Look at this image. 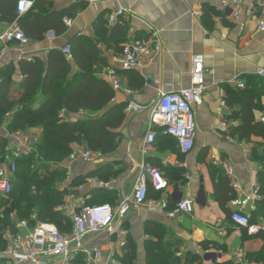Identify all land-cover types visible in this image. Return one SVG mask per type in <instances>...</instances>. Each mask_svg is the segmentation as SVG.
<instances>
[{
	"label": "crops",
	"instance_id": "1",
	"mask_svg": "<svg viewBox=\"0 0 264 264\" xmlns=\"http://www.w3.org/2000/svg\"><path fill=\"white\" fill-rule=\"evenodd\" d=\"M229 4H224L223 0L54 2L53 9L71 10L73 24L67 27L65 33L56 35L50 31L43 40H31L27 46L10 44L0 53V70L13 65L15 70L11 78L18 84L23 79L18 66L20 60L40 57L46 61L51 50H62L74 37L93 36L96 24L101 19L107 21L111 13H123L120 15L119 25L128 26L131 40L154 35L160 45L156 55L139 69L119 71L123 89L115 91L113 103H124L126 109L123 124L118 129L121 136L117 149L101 157L95 156L90 162L66 159L64 166L68 169V175L60 185L61 190L73 191L71 194L90 205L100 203L97 191L112 193L110 200L105 202L117 205L133 195L142 163L162 171L163 177L169 181L168 188L149 195L146 203L133 209L124 221L125 227L129 229L127 245L129 242L137 245V264H146L145 243L152 238L147 234L148 224L169 227L175 237L183 242L184 248L181 250L201 256L202 261L198 264H214L216 260L232 261L233 264H240V260H244L246 264H262L246 260L245 247L249 239L246 240L245 247L243 243L247 228L232 221L215 197L214 183L222 177L219 170L215 169H223L225 175L228 174L224 168L213 164V156L231 163L234 177L228 178L236 197L248 194L259 185V172L263 168L261 162L254 159L253 150L264 140L260 137L243 139L239 135L234 136L240 120L231 117L240 110L241 102L248 93L254 96V117L263 121L264 77L258 71L264 67V31L258 30L257 16L248 19L245 15L249 0H244L241 7L244 24L231 19L232 6ZM5 23L8 22L0 19V31L4 30ZM114 26L107 24L109 28ZM100 49L108 58L109 66L116 65V50L108 48L106 44H100ZM199 53L205 57L207 89L203 104L194 109L196 137L193 150L184 154L170 140L158 134L153 150L145 152L151 106L162 93L191 86L193 57ZM105 72L106 68L101 71L100 76L106 80ZM234 78L244 80L246 88L231 85L229 81ZM228 85L231 87L230 91L226 90ZM43 99L44 96L40 94L37 102ZM223 101H227L226 105H223ZM131 104L144 109L130 111L128 108ZM63 113L68 121L100 115L91 110L75 114ZM9 118L8 115L0 123V136L9 142L10 148L15 146L18 138H23L24 135L32 137L40 132L39 128H33L15 134L16 132L8 129ZM83 146L87 144H75L74 151ZM75 178L81 180L72 186ZM235 183L239 185L238 188L234 186ZM71 194L65 197L64 203L57 210L65 213L60 207L66 205ZM183 199L193 201V212L169 218L163 203L167 201L168 207V203L170 206ZM259 203L257 209L250 213L252 217L259 213ZM228 206L233 209L231 201ZM253 219L264 230V217L257 216ZM116 228L119 230L120 225L116 224ZM89 243L97 244L105 257L112 253L123 255L127 249L120 247L116 233L110 236L98 231L90 236ZM202 243H206V249ZM254 243V248L260 246L259 239ZM183 264H188L185 257Z\"/></svg>",
	"mask_w": 264,
	"mask_h": 264
},
{
	"label": "trees",
	"instance_id": "2",
	"mask_svg": "<svg viewBox=\"0 0 264 264\" xmlns=\"http://www.w3.org/2000/svg\"><path fill=\"white\" fill-rule=\"evenodd\" d=\"M17 1L0 0V19L8 23L16 21L31 40H43L50 31L56 35L66 32L67 26L63 17L66 14L72 16L70 9L56 10L52 7L53 2L49 0H35L34 8L30 12L18 15ZM132 40L127 25L122 26L118 23L109 28L107 21L101 19L96 24L93 36H76L71 40L70 59L61 49L51 50L46 61L40 57L23 58L18 63L23 77L18 84L11 78L15 70L13 65L0 70V123L9 115L8 129L11 132L40 129L39 140L34 150L18 160V168L12 179V193L7 198L0 195L1 246H4L3 236L8 230L17 231L18 223H13L12 218L14 213L20 219L28 220L31 225L37 222H50L61 232L71 231L72 220L57 210L64 203L65 197L73 193L69 189H60L61 183L68 175L64 163L75 150V144L86 143L91 150L102 155L114 152L121 136L118 129L125 117L126 104L113 103L116 92L111 84L100 76L101 71L109 67L108 58L100 49V44H106L108 48H113L120 54L125 44ZM230 89L228 85L226 90ZM40 94L44 99L38 103ZM255 106L254 96L246 93L240 110L231 117L240 120V124L234 130V136L239 135L243 139L260 137L264 140V122L254 117ZM82 110H91L100 115L76 121H68L63 115V112L75 114ZM162 137L179 147L175 138ZM8 145L9 142L0 136V165L9 152ZM253 152L254 159L263 165L259 172L263 199L259 203L260 211L255 216L264 217V142L254 147ZM215 170H219L222 176L220 181L214 183L215 197L231 218L232 210L228 204L237 194L223 169ZM164 178L168 181L165 176ZM80 180L81 178H75L72 186ZM157 192L159 191L150 184L147 198ZM96 193L101 198L99 204L110 200L113 195L104 191ZM94 202L97 203L98 200ZM177 203L170 206L168 203L167 209H174ZM255 216H251L253 223L256 222L253 219ZM245 231L244 247L246 240L249 239L245 247L246 260L250 263L264 264V230L254 235H250L247 229ZM147 234L152 238L145 243L146 264H182L179 252L183 242L175 237L169 227L148 224ZM257 239L260 246L254 248L252 245H255L254 241ZM129 243L122 260L124 264H137V245ZM202 245L207 248L206 243ZM201 261L199 254L187 252L186 263L198 264ZM214 264L233 262L216 260Z\"/></svg>",
	"mask_w": 264,
	"mask_h": 264
},
{
	"label": "built area",
	"instance_id": "3",
	"mask_svg": "<svg viewBox=\"0 0 264 264\" xmlns=\"http://www.w3.org/2000/svg\"><path fill=\"white\" fill-rule=\"evenodd\" d=\"M51 2H75L78 0H49ZM91 3L92 0H84ZM244 0H223L224 4L230 3L232 11L231 19L236 23H243L241 7ZM35 5V0H18L16 11L18 15L30 12ZM111 13L107 24L116 25L120 22V15ZM245 15L248 19L257 16L259 20L258 30L264 31V0H249ZM73 17L64 15L63 21L67 27L72 26ZM244 24V23H243ZM4 30L0 31V53L10 44L27 46L31 39L24 30L14 21L5 23ZM160 45L152 35L150 38L132 40L125 44L122 53L115 57L116 65L109 66L105 72L106 80L115 91L123 89L119 71L127 72L139 69L152 59L158 52ZM63 53L72 56L69 45L62 49ZM264 77V67L258 71ZM231 85L245 89L246 82L240 79L229 81ZM206 69L203 54L193 57L192 84L190 87L162 93L158 100L151 106L148 130L145 136V152L152 151L157 140V135L171 136L178 142L182 153L189 154L195 146L196 123L194 121V109L204 102L206 92ZM128 93L131 90L127 89ZM226 105V101H223ZM130 111L138 112L144 107L129 105ZM264 121V118H263ZM226 125V124H225ZM22 133L17 131L15 134ZM39 133L32 137L18 138L13 147H7L9 152L5 161L0 165V195L9 197L12 193V179L18 168V160L31 153L39 140ZM95 156L102 154L91 150L87 146L80 147L69 156V161L81 160L90 162ZM213 164L224 168L228 176L234 177V169L228 160L212 157ZM150 184L157 191L168 188V181L162 173L142 163L141 171L136 179L134 193L117 205L105 202L90 205L74 194L68 196L66 205L60 207L73 222L69 232H61L54 223L37 222L31 225L28 220L18 222L17 231L8 230L3 236L4 246L0 243V264H124L122 255L112 253L108 257L102 254L100 247L90 244L92 234L103 231L113 236H118L119 245L123 250L127 247L129 229L125 227V220L133 209L143 205L147 201ZM239 187L237 183L234 184ZM260 186L257 185L248 194L241 195L232 200L231 220L238 225L247 228L250 235L257 234L262 226L251 222L252 211L257 209V204L263 199ZM169 218H176L184 213H192L194 203L190 199L179 201L172 210L167 209V201L163 203ZM249 209V210H248ZM16 217V213H14ZM116 224L120 225L116 230ZM124 224V225H123ZM240 264H246L240 260Z\"/></svg>",
	"mask_w": 264,
	"mask_h": 264
},
{
	"label": "rangeland",
	"instance_id": "4",
	"mask_svg": "<svg viewBox=\"0 0 264 264\" xmlns=\"http://www.w3.org/2000/svg\"><path fill=\"white\" fill-rule=\"evenodd\" d=\"M28 176H30V175H28ZM12 218H13V223H18L19 221H21V220H26V219H20L19 218V216H17V214H16V217H15V215L13 214V216H12ZM246 245H247V243H246ZM181 248H184V246L182 245V247ZM181 253H183V254H181ZM186 251H184L183 249L179 252V255H181V258H182V264H183V259H184V257H185V259H186Z\"/></svg>",
	"mask_w": 264,
	"mask_h": 264
},
{
	"label": "water",
	"instance_id": "5",
	"mask_svg": "<svg viewBox=\"0 0 264 264\" xmlns=\"http://www.w3.org/2000/svg\"><path fill=\"white\" fill-rule=\"evenodd\" d=\"M78 1H82V0H78Z\"/></svg>",
	"mask_w": 264,
	"mask_h": 264
}]
</instances>
